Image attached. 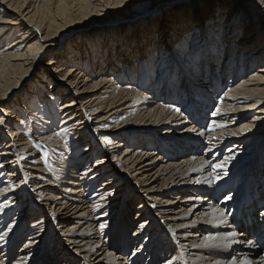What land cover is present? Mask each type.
Returning <instances> with one entry per match:
<instances>
[{
	"label": "bare ground",
	"instance_id": "bare-ground-1",
	"mask_svg": "<svg viewBox=\"0 0 264 264\" xmlns=\"http://www.w3.org/2000/svg\"><path fill=\"white\" fill-rule=\"evenodd\" d=\"M155 16L127 42L128 25ZM105 39L107 52L82 58ZM261 105L259 0H0V264H264ZM30 134L64 153L58 169L42 168Z\"/></svg>",
	"mask_w": 264,
	"mask_h": 264
},
{
	"label": "rangeland",
	"instance_id": "rangeland-1",
	"mask_svg": "<svg viewBox=\"0 0 264 264\" xmlns=\"http://www.w3.org/2000/svg\"><path fill=\"white\" fill-rule=\"evenodd\" d=\"M171 11V13H173V14H176L175 13V9L174 10H170ZM173 17H175V15H172ZM146 17H148V16H146ZM158 16H155V17H153V18H150V19H146V20H144L143 22H137V23H133L132 25H128L127 27H126V29H130L129 30V32H128V34H126L125 36L127 37V42H130V41H132L133 40V38H134V35L136 36L137 35V38H138V35L140 34V32L141 31H143V30H146V31H148V30H150L151 28H152V32L155 30V28H156V26H157V23H156V21H155V18H157ZM90 36H93V35H90ZM71 39H73V42L75 43V42H78V41H81V39H78L77 37H75V36H73V37H71ZM85 39V41H83V42H88L90 39H93V38H89V37H85L84 38ZM108 39V38H107ZM64 41V39L62 40V43H61V49H57L56 50V52H57V58H62L63 60H65V61H67L66 59V56H68L67 55V52L69 51L68 50V48H67V45H65L66 44V42H63ZM80 43V42H79ZM78 43V44H79ZM99 43V44H98ZM5 43H3L1 46H3ZM77 44V45H78ZM96 44V45H95ZM63 45V46H62ZM65 45V46H64ZM90 45L91 46H89L88 48H87V53L86 52H83V54H82V58L83 59H85V58H90V59H92L93 57H96V56H94V55H97L98 53H105V52H107L108 51V44H107V40L105 39V41L104 42H96L95 43V41L93 40V42H91L90 43ZM148 44H146V46H147ZM94 46V47H93ZM96 46H97V48H96ZM125 46L123 45V48H120V47H114V48H112L113 49V51H115V52H121V51H123V50H126L127 48H124ZM132 49H135V47L134 46H132L131 47ZM48 56V55H47ZM44 57V59L42 60V63L44 64L45 62H47L48 60H49V58L48 57ZM130 56V55H129ZM107 56H105L104 58H106ZM81 58V59H82ZM65 61H63V62H65ZM123 63H124V60H123ZM93 65H95L94 63H93ZM34 80H36V75H35V77L32 79V82H34ZM36 82V81H35ZM31 83L29 84V85H26L25 86V88L23 87V92L21 93V97H25V94H27L28 93V89L31 87ZM225 88L226 87H222L220 90H219V92H218V95H222V93H223V91L225 90ZM35 108V106H33V109ZM260 109H264V105H261V106H259L257 109H255V110H253V113L255 112V111H258V110H260ZM36 112V111H35ZM56 114V113H55ZM252 115V112H250V115H248V117H250ZM37 116V115H36ZM25 118H26V116H25ZM27 119V118H26ZM56 121V120H55ZM37 123V125H39V122L37 121V122H35V124ZM58 121H57V124H56V122L54 123V125H52L51 127H49V130H48V132H52V130H54L57 126H58ZM33 125V124H32ZM26 125H23V127H25ZM22 127V128H23ZM27 127V126H26ZM38 127V126H37ZM206 127V126H205ZM186 127H183L181 130H177V131H175L174 133V135H175V139L177 138V139H179V138H184L185 136H187L188 134H186L185 136H183V137H176V135L177 134H179V132H181L182 130H184ZM25 129V133H27L28 134V132H27V128H24ZM167 130V129H166ZM22 132H23V130H21ZM42 131H44V130H42ZM164 131H165V129H161V130H159L158 131V135L160 136V137H162V134L164 133ZM169 132H171V130L169 131ZM37 134H34V135H32V134H30V136H31V142H33V144L35 145L34 146V148L36 149V150H38L39 152H40V154H39V160H40V163H41V166H42V168L44 169V170H46V171H52L54 168L53 167H55L56 169H58L59 168V166H61V164H62V162H64V159H63V157H61V154H63V156H65L64 155V153H58V151L56 150L55 152L57 153V155L56 154H52V153H50V152H48V148L46 147V146H38L37 145V143H36V141L34 140V138H35V136H36ZM262 146H264V142L263 143H261L257 148H260V147H262ZM84 150V148H81V150H79L78 151V153H81L82 151ZM203 150H204V146H201L200 147V149L195 153V156L196 157H198V156H201L202 155V153H203ZM67 157V156H66ZM92 161H95V159H93ZM59 163V164H58ZM57 165H59L58 167H56ZM40 166V167H41ZM18 179H19V177H18ZM2 181H4L5 180V178H3V179H1ZM132 182L131 181H129V184L128 185H130ZM2 184H0V186H1ZM120 187V186H119ZM113 188V187H112ZM123 190V189H122ZM123 195V194H122ZM129 196H131L130 194H126V197H124V195L122 196L123 197V203H124V208H126V207H128V206H130L129 204H130V199L128 198ZM128 198V199H127ZM264 201V200H263ZM139 206V201H137V203L133 206V208H132V218H131V220L132 221H135L134 219L136 218L135 217V215H136V213H134V211H135V209L137 208ZM264 207V203L262 204V206H260L257 210H255L254 211V218L255 219H258V215H255V214H258L259 213V211L262 209ZM18 210L19 209H16V211L15 212H13V213H11V217H10V219H9V221H11L14 217H15V213H17L18 212ZM41 215H36L35 216V219H38V218H41L40 217ZM34 218H33V216H31V217H29V219L27 218V224H28V228H29V226H30V224H31V222H32V220H33ZM143 220V219H142ZM137 223V222H136ZM135 223V225L131 228V230H130V232H128V234H129V236L132 234V232L136 229V227H138L137 225L138 224H136ZM26 226V225H25ZM47 235V237H49L48 238V240H49V243L53 240V238L52 237H54V235H55V231H53V230H51L49 233H47L46 234ZM27 239V238H26ZM26 239H23L21 242H19L17 245H16V249L13 251V254H15L16 255V253H17V251L22 247V245L26 242ZM52 239V240H51ZM45 248H47V246H46V244H45ZM131 250H132V247H130L129 248V255L131 254ZM257 254L260 256V255H262V254H264V244L259 248V250H258V252H257ZM61 263L62 264H65L66 263V261H61Z\"/></svg>",
	"mask_w": 264,
	"mask_h": 264
},
{
	"label": "snow or ice",
	"instance_id": "snow-or-ice-1",
	"mask_svg": "<svg viewBox=\"0 0 264 264\" xmlns=\"http://www.w3.org/2000/svg\"><path fill=\"white\" fill-rule=\"evenodd\" d=\"M126 3V0H116V2H115V5L113 4V0H109V6H123L124 4ZM259 3L260 4H264V0H259ZM129 87H131V85H128ZM174 111H176V112H180V109L179 108H174ZM219 111H220V109L219 108H217L216 109V111L215 112H213L212 113V115L213 116H216L217 115V113H219ZM5 123V121H4V118H3V115H0V125H3ZM213 123H215V122H213ZM107 125H104V127H106ZM220 127H223L224 125H219ZM190 131H192V132H196V129L195 128H193V129H191ZM199 135H204V133L203 132H200V133H198ZM57 135H59V133H57ZM103 142L105 143V144H110L111 143V141L107 138V137H104L103 138ZM212 151V149L211 148H209V152H211ZM231 159H233V157L232 156H229V157H227L226 158V160H225V163H227L228 161H230ZM209 164H210V166L212 167V169H213V171L214 172H216L217 170H222L223 169V165L222 164H213V163H211V161H209L208 162ZM4 167V164H2V163H0V168H3ZM224 175H227V172L226 171H224V173H223ZM208 184H212V183H214V180H208V181H206ZM197 183H200V181H197ZM232 197L231 196H226L225 197V200H230ZM7 205H6V203L5 204H0V211H2L3 210V208L4 207H6ZM214 211H215V209H214ZM105 215H107V213H105ZM224 215H225V213L223 212V211H220L219 212V217H221V218H223L224 217ZM261 215H264V213H261ZM106 225L105 224H100V228L101 229H103L104 227H105ZM237 235V233L236 232H231V233H228V236L227 237H221L220 239L223 241V240H228L229 238H231V237H235ZM0 239H3V236H0ZM205 240L206 241H214V240H216V237H212V236H206L205 237ZM229 242H232V241H229ZM253 242L251 241V240H248L247 241V244H249V245H251ZM168 264H172V260H169L168 261ZM233 264H235V260H233ZM243 264H250V262L247 260V259H245L244 261H243Z\"/></svg>",
	"mask_w": 264,
	"mask_h": 264
}]
</instances>
